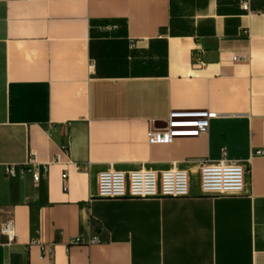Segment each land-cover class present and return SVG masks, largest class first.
I'll use <instances>...</instances> for the list:
<instances>
[{
  "label": "crops",
  "instance_id": "1",
  "mask_svg": "<svg viewBox=\"0 0 264 264\" xmlns=\"http://www.w3.org/2000/svg\"><path fill=\"white\" fill-rule=\"evenodd\" d=\"M240 2L0 0V264H264V0ZM173 111L217 116L149 142L190 129ZM30 153L37 182L5 174ZM197 159L242 165L243 194H201ZM172 166L186 197L97 196L109 167Z\"/></svg>",
  "mask_w": 264,
  "mask_h": 264
},
{
  "label": "built area",
  "instance_id": "2",
  "mask_svg": "<svg viewBox=\"0 0 264 264\" xmlns=\"http://www.w3.org/2000/svg\"><path fill=\"white\" fill-rule=\"evenodd\" d=\"M241 8L248 9V0H241ZM217 115L208 111L180 112L169 114L168 126L171 128L190 127L187 130H170L155 132L149 130L148 141L167 142L179 134H198L208 128L211 118ZM258 154L264 152L257 151ZM199 189L206 196H239L243 194L246 170L237 162L222 159L211 162L197 159ZM32 173L37 182L40 173L34 155L30 153L25 162L16 167L15 164L5 165L7 176H16L23 172ZM66 178V173L62 174ZM189 195V172L186 169L172 166L163 170L140 167L123 171L112 167L102 170L97 175V196L100 198H180ZM5 237L6 243L14 241L12 225L9 222L0 224V238ZM96 239L93 238L92 241Z\"/></svg>",
  "mask_w": 264,
  "mask_h": 264
}]
</instances>
